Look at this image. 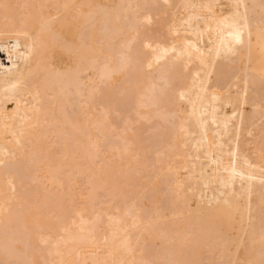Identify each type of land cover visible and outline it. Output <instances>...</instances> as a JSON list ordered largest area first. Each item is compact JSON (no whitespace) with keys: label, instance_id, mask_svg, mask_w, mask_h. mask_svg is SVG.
Wrapping results in <instances>:
<instances>
[{"label":"bare ground","instance_id":"obj_1","mask_svg":"<svg viewBox=\"0 0 264 264\" xmlns=\"http://www.w3.org/2000/svg\"><path fill=\"white\" fill-rule=\"evenodd\" d=\"M0 264H264V0H0Z\"/></svg>","mask_w":264,"mask_h":264},{"label":"rangeland","instance_id":"obj_2","mask_svg":"<svg viewBox=\"0 0 264 264\" xmlns=\"http://www.w3.org/2000/svg\"><path fill=\"white\" fill-rule=\"evenodd\" d=\"M116 94H117V92H115V94H114L115 97L118 95V94H117V95H116ZM117 97H118V96H117ZM129 104L131 105L132 103L130 102ZM131 106H132V105H131ZM99 107H100V106H99ZM133 107H134V105H133ZM130 110H131V109H130ZM133 111H135V110H133ZM128 113H129V115L131 116V115H133L135 112H134L133 114H132V111H130V112H128ZM128 113H127V114H128ZM129 115H128V118H127V119H128V122H130V124H128V125H129L130 127H132V129H133L134 127H136V130H137L136 132H145L144 135H147V134L150 132V131L147 132L146 130L143 131L144 129H140V130L137 129V127H140V128L143 127V128H144V127H145V124H144V123L142 124V123L140 122V120L137 121L138 119H137V117L134 116V115H133V117H135V119H134L135 121L132 120L133 117H132V119H131V118H129V117H130ZM129 119H131L132 121H131V120L129 121ZM126 121H127V120H126ZM152 121H153V120H152ZM152 121H150L151 124L148 122V123H146V125H149V126L154 125L155 122L153 121V122H154V123H153ZM134 123H135V124H134ZM138 123H140L141 125H138ZM152 123H153V124H152ZM142 125H144V126H142ZM132 129H131V130H132ZM145 129H148V127H147V128L145 127ZM129 130H130V129H129ZM142 134H143V133H142ZM142 136H143V135H142ZM114 180H115V179H114ZM109 181H110V180H109ZM110 182H112V181H110ZM115 183H116V184H115ZM30 184H31V183H30ZM118 184H119V183L116 182V180H115V181H113V183H112V185H113L112 187H115V189L118 190ZM110 186H111V185H110ZM110 186L108 187V189H109V188L114 189V188H112V187H110ZM116 186H117V187H116ZM119 186H120V185H119ZM106 187H107V186H106ZM119 188H120V187H119ZM119 190H120V189H119ZM110 191H112V192H114V193L116 192V191H114V190H110V189H109L107 192H110ZM124 191H127V190L125 189ZM129 191H130V190H129ZM129 191H127V193H128L127 195H129V194H130V195L127 196V198H128V197L130 198V196L133 198V197H135L134 195L137 194V193H135V192H137L136 190H134L135 192H134V191H130V192H129ZM120 192H121V190H120ZM105 193H106V192H103V194H102V192H97V198H95L94 201L98 199V201H99L98 204H99V205H101V206L104 205L105 207H107V206H108V205L106 204L107 201H105V200H108V202H110V200H109L110 197L108 198V196L104 195ZM118 193H119V191H118ZM121 193H122V192H121ZM122 194H123V193H122ZM124 194H125V193H124ZM132 194H133V195H132ZM110 195H112V193H111ZM125 196H126V194H125ZM120 197H121V196H120ZM107 198H108V199H107ZM116 198H119V197L116 196ZM116 198H115V199H116ZM119 199H120V198H119ZM116 200H117V199H116ZM101 201H103V202H101ZM113 201H114V199H113ZM113 201H112V203H114ZM115 202H117V201H115ZM92 203H93V202H92ZM95 203H97V202H94V204H95ZM100 203H101V204H100ZM110 203H111V202H110ZM110 203H108V204H110ZM94 204H93V205H94ZM98 204H95L94 206L92 205V207H94V209H96L97 207L99 208V205H98ZM102 204H103V205H102ZM96 205H98V206L95 208ZM106 205H107V206H106ZM105 207H104V208H105ZM100 208H101V207H100ZM155 260H156V259H155Z\"/></svg>","mask_w":264,"mask_h":264}]
</instances>
